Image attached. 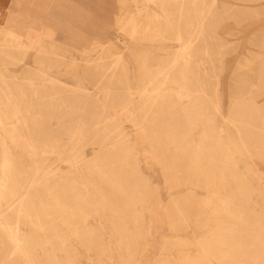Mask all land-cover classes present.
I'll use <instances>...</instances> for the list:
<instances>
[{
	"label": "rangeland",
	"instance_id": "obj_1",
	"mask_svg": "<svg viewBox=\"0 0 264 264\" xmlns=\"http://www.w3.org/2000/svg\"><path fill=\"white\" fill-rule=\"evenodd\" d=\"M76 1L90 13V16L85 15L88 19L79 24L82 26L74 25L84 38H93L101 33L99 27L110 25L108 31L112 38L84 41L89 44L88 53L80 51L84 42L66 40L73 34L65 30L64 25L48 27L41 21L48 0H17L16 14L9 10V0H0V48L15 40L20 45L15 49L17 59L1 65L0 75L10 76L7 80L12 83V93L17 95L20 106H25L22 100L28 94L26 86L20 85L29 81L27 77H36L45 70L68 84L84 78V84L92 88L97 82L94 76L97 69L99 74L105 73L100 81L103 86L109 81L107 76H117V79L111 77L116 80L111 89L126 90L121 98L133 99L141 112L144 98L138 90L144 64L157 60L163 65L176 55L179 46L172 32L166 29L164 21H152L151 28L135 33L128 25L118 38L117 27L137 6L143 9L141 0ZM196 1L198 9H204V4L211 0ZM215 4L214 13L211 11L206 16L201 38L202 43L208 41V75L202 79L203 90L212 97L218 89L225 119L234 113L235 127L228 123L227 129L233 136L240 131L247 149L235 151L231 142L223 138L220 145L214 147H222L215 159L218 166L202 178L188 175L195 186L188 188L190 184L181 178V171L188 168L190 157L176 160L175 165L172 162L177 157V142L185 135L198 139L205 129L210 106L202 103L204 110L199 114L202 112L199 101L193 98L186 103L188 117L201 120L192 130L194 125L182 117L180 106L174 105V98L168 96L164 101L173 108L165 112L164 128L159 132L162 138L170 139L166 151L140 140L138 131L121 119L127 138L136 142L134 155L119 162L128 173L124 179L125 189L116 190L111 181L117 176L116 171L103 178L91 166L69 173L70 167L65 162L55 161L51 154L50 160L44 161L50 175L63 172L87 185L88 192L79 191L78 205L90 214L87 226L93 228L95 241L89 244L85 241L88 236L85 240L71 237L66 225L53 218L51 226L55 228H51L49 245L43 250L37 230L24 225L23 229L34 238L35 264H264V0H216ZM193 7L191 0H187L185 15L189 14L186 16H191V20L195 14ZM153 11H160L158 5H151L149 14L141 10L138 21L152 17ZM45 52L60 57L47 61ZM147 78H142V82ZM112 93L110 98L114 97ZM7 136L4 140L17 159L19 148ZM34 136H38V132ZM83 150L90 159L97 145L85 144ZM26 161L27 168H33L34 162ZM0 230V241H5V232L3 228ZM234 237H238L239 246H233ZM15 264H24L18 255Z\"/></svg>",
	"mask_w": 264,
	"mask_h": 264
},
{
	"label": "bare ground",
	"instance_id": "obj_2",
	"mask_svg": "<svg viewBox=\"0 0 264 264\" xmlns=\"http://www.w3.org/2000/svg\"><path fill=\"white\" fill-rule=\"evenodd\" d=\"M141 1L144 3L143 9L137 6V9L127 16L126 20L117 27L116 37L120 38L128 25L132 33H135L151 28L152 21H164L166 29L172 32L179 46L176 55L163 65L157 60L145 62L142 78H148L145 82H142L141 78L139 83L141 88L138 90L139 95L144 98L141 112L138 111L133 99L130 97L125 99V96L121 98L126 90L117 92V86H114L116 89H111L112 82L116 81L112 79H117V76L113 74L107 76L109 81L103 86L100 81L105 73L99 74L97 69L94 71L97 82L95 81L92 88L84 84V78L78 79L77 83L68 84L45 70L40 71L36 77H27L29 81L20 85L26 86L28 94L22 100L25 106H20L17 95L12 93V83L7 80V78L10 80V76L0 75L4 80L3 83L0 82V229L3 228L5 232V241H0V264H15L17 255L22 258L24 264H35L34 238L23 229L24 225H31L37 230L38 241L43 250L49 245L51 228L53 230L55 228L54 225L51 226L53 218L66 225L71 237L85 240L88 236V240L85 241L89 244L95 241L93 228L87 226L90 214L84 212L78 205L79 191L88 192L87 185L70 178V175H63V172L62 175H58L57 172L50 175L49 169V172L46 171L47 164L44 161L50 160L54 155V160L65 162L71 169L69 173L73 174L79 167L91 166L101 178L109 177L113 171H116L117 176L111 181L116 185V190L125 189L127 183L124 179L126 180L127 170L121 167L119 162L127 161L134 155L136 142L127 138L128 134L121 128L123 125L121 119L124 118L136 129L135 131H138L140 140L145 141L152 148L166 151L170 139L162 138L159 132L164 128L165 112L173 106L170 107L169 103L164 101L165 97L174 98V105L180 106L182 117L188 119L190 125H194L192 130L199 126L201 120L188 117L186 103L194 98L199 101L200 106L205 102L210 106L208 119L204 122L205 129L198 139L193 138L192 135L190 137L185 135L177 142L175 153L177 157L172 162L175 165L176 160L190 157L188 168L181 171V178L190 184L188 188L195 187L188 175L192 174L197 179L202 178L208 176L213 167L218 166L215 159L222 147L219 149L214 147L220 145L223 138L231 142L235 151L239 148L247 149L240 131H237V136H233L227 129L228 123L235 127L234 113L225 119L218 101V89H215L212 97L203 90V77L208 75L206 66L208 41L202 43L201 38L204 37L206 16L211 13L216 0L204 4V9H198L197 1L191 0L194 5L193 11L195 10L194 20H191V16H189L191 19L186 16L189 14L185 15L187 0ZM153 4L158 5L160 11H153L150 14L152 17L146 16L142 21H138L141 10L149 14L150 6ZM15 41H10L6 47L0 48V66L17 59L15 49H19L20 45ZM84 43L80 51L88 53L89 44ZM45 53L48 55L47 61L60 57L56 53ZM36 79L38 82H34ZM119 83L118 81L117 84ZM126 83L125 85H128ZM165 87L167 89H164ZM112 92L114 97L110 98ZM126 96L128 97L129 94ZM36 104L41 105L36 106ZM200 110L202 112L199 114H202L204 106H201ZM22 111L25 113H21ZM218 119L220 122L217 121ZM34 127L41 130L33 131ZM37 132L38 136H34ZM6 134L19 148L17 159L4 140ZM85 144L97 145V150L93 151L94 154L90 159L84 153ZM27 159L34 162L33 168H27ZM107 163L111 164L110 167L104 168ZM49 164L51 165V162ZM237 241L238 237H234L233 246H239L240 243Z\"/></svg>",
	"mask_w": 264,
	"mask_h": 264
},
{
	"label": "crops",
	"instance_id": "obj_3",
	"mask_svg": "<svg viewBox=\"0 0 264 264\" xmlns=\"http://www.w3.org/2000/svg\"><path fill=\"white\" fill-rule=\"evenodd\" d=\"M16 1L17 0H9L8 7L13 14H16ZM48 3L47 6L45 2L46 8L42 13L41 21L48 27H52L54 24L64 25L65 30L70 31L71 34H73V36L66 38V40L79 43L96 39L105 41L106 39L112 38L109 37V24L99 27L98 29L101 33L96 34L93 38H84L83 35L76 31L77 29H74V25L77 27V25L83 24L84 20L88 19L85 17L86 14L87 16H90V13H88L89 11L79 5L76 0H48ZM80 26L82 25H79L78 27Z\"/></svg>",
	"mask_w": 264,
	"mask_h": 264
}]
</instances>
